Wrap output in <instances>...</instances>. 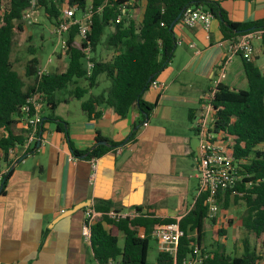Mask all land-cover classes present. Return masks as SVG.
<instances>
[{
	"label": "trees",
	"instance_id": "16d2710c",
	"mask_svg": "<svg viewBox=\"0 0 264 264\" xmlns=\"http://www.w3.org/2000/svg\"><path fill=\"white\" fill-rule=\"evenodd\" d=\"M142 1H146V4L143 16L138 20L130 11L139 8ZM29 6L30 0H0V164L4 163L8 167L0 184V194L4 193L14 171L12 165L15 161L9 160V152L24 146L26 142V130L17 131L16 119L21 115L22 106L32 96H40L45 108L51 110L47 118H42L40 129L43 130L46 122L55 123L57 131L64 132L76 159H98L124 143L107 140L106 145L97 144L86 151L76 150L65 130V122L54 115L59 103L57 92L74 84L76 87L70 93L71 99H82L97 85L98 77L104 74L111 80L110 90L97 96L90 95L82 102V110L89 119H97L102 115L97 109L105 106L124 119L132 106L137 105L140 116L134 127L140 128L148 122L156 106L144 100V93L174 57L177 47L175 27L186 9L201 7L210 12L219 21L225 40L264 29V19L231 21L221 0H91L90 4L88 0H38L37 9L44 11L52 25L58 23L66 6H75L81 11L91 7L92 27L90 34L83 40L77 38V28L66 34L65 48L69 63L64 72L39 74V59H30L26 64L25 77L33 79V82L27 85L14 69L11 54L16 35L24 31L23 16ZM119 16L121 20L117 23ZM176 19L171 29L170 25ZM106 30L109 33L107 44L113 49L111 58L104 61L88 58V50L91 53L96 51ZM262 46L264 50V39ZM29 50L34 54V50ZM87 61L93 63L90 72L86 67ZM243 63L247 89L236 90L221 83L212 102L215 124L217 128L236 137L234 154L241 160V178L233 189L219 193L218 204L222 203L223 209H228L237 201L244 202L245 211L241 218L244 232L242 249L230 254L221 243L216 249L202 248L205 222L210 216L206 195L201 194L196 198L193 208L179 221L185 231L179 243V259L193 255L197 249L201 264L264 262V150L259 149L264 146V73L252 61L243 60ZM80 82L86 86H77ZM134 134L135 131L132 136ZM36 147L37 143L22 157L34 154ZM234 191L241 196L233 195ZM92 209L102 214L90 227L89 246L98 264H113L117 260L120 264H146L153 230L176 222L173 218L157 217L149 207L137 206L133 208L135 216L120 219L109 216L111 212L120 211L110 210L108 206L95 205ZM141 232L144 237L140 236ZM219 232L225 233L222 230ZM121 237L122 246L119 245ZM156 263L173 264V259L168 254L158 253Z\"/></svg>",
	"mask_w": 264,
	"mask_h": 264
},
{
	"label": "crops",
	"instance_id": "0c3cea01",
	"mask_svg": "<svg viewBox=\"0 0 264 264\" xmlns=\"http://www.w3.org/2000/svg\"><path fill=\"white\" fill-rule=\"evenodd\" d=\"M221 2L233 22L264 19V0ZM145 4L142 1L136 9L142 11L141 18ZM175 36L174 57L156 79L163 86H150L144 93V100L156 106L142 127H134L140 116L137 105L124 119L105 106L97 109L102 113L97 119H89L82 107L76 113L67 110L62 117L56 115L58 99L54 115L65 122L76 150L86 151L107 140L124 143L96 159L95 167L91 160L73 156L64 132L52 122L41 129L39 151L22 157L25 148L17 150L22 158L12 165L14 171L0 194V264H88L92 260L98 264L82 239L84 211L95 205L123 213L149 207L157 217L176 221L193 208L198 197L199 148L193 122L202 96L213 86L215 68L224 58L219 44L225 39L215 17L208 32L202 26L188 28L179 23ZM254 45L252 62L264 73L262 42ZM232 73L236 79L231 82L247 89L241 58L229 64L226 80ZM226 80L222 83L230 86ZM69 98L64 102L67 107L72 103ZM182 109H187L188 122L185 114L179 117ZM16 129L24 128L17 123ZM6 166L0 164V170ZM85 201L90 206L53 223ZM209 228L214 231L211 224ZM204 232L206 237L205 227Z\"/></svg>",
	"mask_w": 264,
	"mask_h": 264
},
{
	"label": "built area",
	"instance_id": "2783aa9c",
	"mask_svg": "<svg viewBox=\"0 0 264 264\" xmlns=\"http://www.w3.org/2000/svg\"><path fill=\"white\" fill-rule=\"evenodd\" d=\"M38 0H30V6L25 11L23 22L26 26L37 24L39 21V12L37 9ZM79 13V14H78ZM91 7L85 11H81L78 7H65L62 10L58 23L53 25V33L59 37L68 34L73 28H77V38L79 40L86 39L91 32L92 27ZM213 16L210 12L203 8H188L182 16L180 24L188 28H196L202 26L205 31L210 30ZM121 16L116 20L119 23ZM264 39V29L248 32L237 38H232L220 42V46L224 49V58L217 65L214 73L213 86L202 96L200 100L199 115L195 117L194 130L199 141V148L196 156V171L198 179V194H205L207 204L209 205V216H215L219 210L218 196L219 193L227 192L233 189L237 181L241 178L239 171L241 160L237 159L234 154V146L236 145V137L229 135L224 130L217 128L214 118V108L212 102L217 92L218 86L227 78L228 66L234 58H241L246 62H251L255 56V42H262ZM89 52V50H88ZM87 52V54H88ZM89 58V57H88ZM93 63L88 61L87 70L90 72ZM44 72L39 71V74ZM153 87H162L157 80L151 84ZM45 103L40 96H32L21 108V115L16 119L17 122L26 130V142L24 146L11 149L9 152V160L16 161L19 148H25V151L32 148L36 143L35 152L39 151V144L42 142L41 129ZM92 167H95L96 159H92ZM8 167L0 170V184L3 180ZM237 194L235 191L233 195ZM241 196V194H237ZM134 211L129 213H109L112 219L125 218L127 216H135ZM102 217V214L96 212L91 207L84 211V222L82 227V236L84 240L90 244L91 225ZM180 220L174 223L156 227L151 233V238L156 241L159 253L168 254L173 259V264H201V257L197 249L182 259L178 258L179 243L185 236L179 224ZM144 237V233H140ZM259 264H264L261 262Z\"/></svg>",
	"mask_w": 264,
	"mask_h": 264
},
{
	"label": "rangeland",
	"instance_id": "374dc122",
	"mask_svg": "<svg viewBox=\"0 0 264 264\" xmlns=\"http://www.w3.org/2000/svg\"><path fill=\"white\" fill-rule=\"evenodd\" d=\"M88 3L90 4L91 0H88ZM65 5L66 4L64 3L63 6ZM130 13L136 15L138 20L141 19L142 11L140 9L130 11ZM39 15L40 17L37 24L31 26L25 25L24 31L16 35L14 39L15 44L11 54V61L13 63L14 69L23 77L27 85L32 84L33 79L25 77L26 64L33 57H37L39 59L40 63L38 70L41 72L61 73L66 70L69 63L68 54L65 48L67 35L64 34L62 37L55 35L52 31L53 25L46 18L44 11L40 10ZM108 36L109 33L106 30L101 43L96 48V51L93 53L88 52V57L90 59L94 57L96 60L104 61L111 58L113 49L107 44ZM29 48L34 50V54H31ZM87 63L88 61L86 62V67ZM234 78V74H230L228 80H226V83L235 89L244 87L241 86V84H234L231 82ZM77 86L83 88V86L85 87L86 85L84 82H80ZM75 87L76 86L74 84H70L67 88L57 92V98L61 100V103L56 115L65 117L67 110H71L73 113H76L81 107L82 102L87 100L90 95L97 96L103 92L107 93L111 88V80L108 79L104 74H101L98 77L97 85L93 87L90 92L87 93V95H85L82 99L72 100L70 106L67 107L64 102L69 101L70 93L75 89ZM42 114L44 115V118H47L51 114V110L45 108ZM184 114L188 122L187 109H182L181 115H179V117L181 118L184 116ZM190 135L194 138L191 131ZM259 149L264 150V146H260ZM218 206L219 210L217 211L216 215L210 217L205 222L206 237L201 243L202 248H207L209 250L216 249L219 243H221V246L228 253H236L242 249V238L244 236V232L241 228V218L245 211V204L243 201H237L236 203L231 204L228 209H223L222 203H219ZM221 214H223V216H221ZM210 224L212 225L214 231L209 228ZM215 224H217L216 227ZM220 230L224 231L225 233H220ZM233 238H237L238 241H233ZM82 239L86 245H89L84 240L83 236ZM119 245H123L122 237L119 240ZM157 255V245L155 241L151 239L146 264H157ZM88 264L96 263L92 260L88 262ZM113 264H120V261L117 260Z\"/></svg>",
	"mask_w": 264,
	"mask_h": 264
},
{
	"label": "water",
	"instance_id": "95a60500",
	"mask_svg": "<svg viewBox=\"0 0 264 264\" xmlns=\"http://www.w3.org/2000/svg\"><path fill=\"white\" fill-rule=\"evenodd\" d=\"M177 20H178V19H176V20L170 25V28H171V29L174 27V25H175V23H176ZM98 144H99V145H100V144H101V145H106L107 143L104 142V141H102V142H99ZM88 206H90V201H85V202L79 203V204H77L76 206H74L72 209H70V210L64 212L63 214H61V215H60V216H59V217H58L53 223H56L58 220H60V219H62V218H65V217H67V216H69V215H71V214H73V213H75V212H77V211H79V210H82L83 208L88 207Z\"/></svg>",
	"mask_w": 264,
	"mask_h": 264
}]
</instances>
